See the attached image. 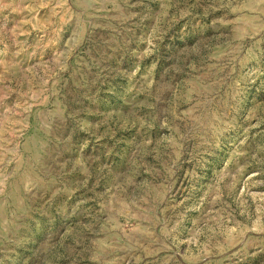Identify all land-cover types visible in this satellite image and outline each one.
<instances>
[{
    "label": "rangeland",
    "instance_id": "374dc122",
    "mask_svg": "<svg viewBox=\"0 0 264 264\" xmlns=\"http://www.w3.org/2000/svg\"><path fill=\"white\" fill-rule=\"evenodd\" d=\"M0 264H264V0H0Z\"/></svg>",
    "mask_w": 264,
    "mask_h": 264
}]
</instances>
